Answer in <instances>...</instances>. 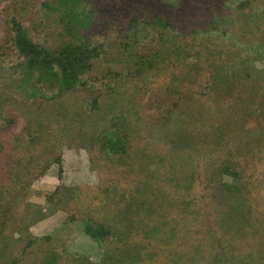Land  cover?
Listing matches in <instances>:
<instances>
[{
	"label": "rangeland",
	"instance_id": "rangeland-1",
	"mask_svg": "<svg viewBox=\"0 0 264 264\" xmlns=\"http://www.w3.org/2000/svg\"><path fill=\"white\" fill-rule=\"evenodd\" d=\"M87 1L88 5L85 6L84 11H88L96 18L92 21L94 23L92 27L84 33L82 31L70 37L66 35L64 38H59L58 36H63L64 31L59 26L56 15L44 8V4L56 6L55 0H0V104L7 109V117L11 120L10 126L0 132V144L3 145V156L0 155V161L7 160L0 172V191L2 187L16 184L18 179H24L18 184L21 188L14 189V208L12 209L11 206L9 208L8 198H3V202L0 203V217L5 222L3 225L7 226L5 232L0 235V258L11 264V257L19 256L28 243L37 242L30 251L26 250L30 259L39 256L41 252L39 247H44L55 260H58V257L63 258L62 264H104V262L135 264L139 262H133L135 259L138 260L139 254L144 255L145 258L136 264H174L172 260L176 258L187 260L186 264L256 263V260L252 259V254L261 256V253L259 254L261 241L256 242L255 236L251 235L252 217L247 216L248 212H243L242 216H246L241 217L238 210L235 211L227 206L226 203H230L229 201L220 199L221 193L216 189L205 190V187L202 189L200 185L188 187L189 191L194 190L193 192L203 195L205 201V204L203 202L200 204L202 219L190 225L194 226V229H200L198 230L200 233L201 229L205 230L208 226L213 231H210L205 241L195 238L192 240V255L189 253L187 258L185 257L187 251L182 252V250L185 245L191 246V242L186 243L191 240L187 236L194 235L181 236L182 232L177 229L174 231V236H160L163 226L166 225L163 229L171 227L170 222L166 223L165 218L162 217L165 215L161 209L155 212L147 207L140 214L138 213L139 217L135 216V222L130 217L126 220V214L122 212L124 206L114 203L118 198L115 197L113 200L116 190L111 189H119L117 193L127 189L131 186L132 177L124 175L116 178L118 176L116 174L113 177L109 173L112 171L111 165L100 158L94 149V144L101 133L108 128L106 124L110 123L114 114L119 115L117 121L114 120L119 131H124L125 118L131 123V127H135L134 129L154 125L156 131L152 140L155 142L157 138V143H161L156 158L161 157L164 160L161 164L157 163V166L156 163L150 162L149 167L152 171H156L153 175L161 176L162 180L168 168L179 163V158L177 159L176 155L168 150L171 146L168 139L171 137L175 143H183L182 147L190 144L189 149H185L189 150L190 155H192L191 151L213 144L215 136L225 142L224 146L232 145L239 140L257 145V132L253 131L264 127V61L255 63L254 71L246 74L248 78L244 77V81L230 82L219 90L214 84L211 111L194 97L195 92L201 91L199 88L187 86L181 80L173 81V69H170L168 76L162 75V78L159 75L153 94L144 96L143 99L141 95V99L138 98L132 84L127 85L125 82L116 87V95L113 91H103V87L102 90L95 89L92 96L98 97L99 100L95 106L93 102L88 101L87 93L80 90L69 93L51 104L41 105V101L27 102L21 95H15L16 82L14 78H9L8 72L19 61L11 46V18H17L33 41L46 48H58L67 39L76 41L75 37L81 38L84 47H100L107 57L102 55L96 61L95 70L87 76L88 79L94 75L103 77L104 70L122 66L124 62L117 64V61H122L121 57L124 54L123 37L131 36L136 31L135 28H129L132 19L140 21L138 26L135 25L139 28V37L134 42H132L133 38L130 39V43L138 48L140 54H151L156 52L157 48L172 45L164 41L169 36L168 32L163 31V35L159 34L160 29L155 25L156 20L163 19L171 25L174 23L171 18L180 19L179 16H184V13L190 16L188 10L190 5L200 9V14L214 16L221 12V15L227 14L230 17L235 14L234 9L243 0H208L209 2L203 0L202 3L201 0ZM245 1H250L251 9L256 13L264 14V0ZM79 44L81 45L80 42ZM126 44L129 45V42ZM168 50L175 51L177 48ZM168 57L172 62L173 56ZM201 76L203 80L206 79L204 73ZM258 94L261 97H258ZM253 102H257V107ZM254 108L259 109V114L256 116L252 114ZM73 112L76 115L73 116L72 121H60V116L65 117ZM79 116L84 119L81 117L79 120ZM53 118L56 120V125L48 126V122ZM179 128L181 129L177 132ZM38 141L49 145L50 150L48 149L46 155H40L36 150L32 151L33 143ZM28 142L30 147L26 149ZM259 144L262 146L258 145L257 150L264 158V139L260 140ZM156 147L155 145L151 148L156 149ZM134 152L135 146L130 153ZM243 152L244 155L245 148ZM18 156L25 157L22 161L23 167L14 163L17 162L15 157ZM185 156L187 160L188 156ZM195 158L197 159L195 164L193 162L195 169H202L203 167L199 166H204V160ZM204 159L208 160V158ZM214 159V156H209V161ZM28 160L33 164L30 165ZM38 160H40L39 164H37ZM43 161L44 163L41 164ZM184 165L185 162H181L177 166L181 168ZM35 166L38 171L35 170ZM59 166L63 168L62 175H59ZM181 170H178L175 176H178ZM11 172L15 174L13 179L10 177ZM261 192L262 195L260 194L259 197L262 198L264 186ZM165 196L166 194L162 195L157 203L164 204L167 200ZM258 204L264 206V202ZM40 208L45 216L40 215L37 218L38 210L41 214ZM87 222L106 227L111 235L113 234L112 237L110 236L106 242L92 240L82 232V227ZM233 224L236 229L245 230V233L241 230L235 232ZM125 228L129 233L124 230ZM156 228L160 229L159 233L154 232ZM124 232L129 237H126ZM214 233L217 239L212 237ZM159 239L165 240L166 243L159 242ZM125 245L133 246L138 253L122 259L121 252ZM154 245H159L160 254L156 252ZM146 246L153 250L145 249ZM172 249H175L174 253L170 251ZM169 251L172 254H169ZM148 252L151 253L148 255ZM3 260L0 264H5ZM179 260L182 262L181 259Z\"/></svg>",
	"mask_w": 264,
	"mask_h": 264
},
{
	"label": "trees",
	"instance_id": "trees-1",
	"mask_svg": "<svg viewBox=\"0 0 264 264\" xmlns=\"http://www.w3.org/2000/svg\"><path fill=\"white\" fill-rule=\"evenodd\" d=\"M206 1L209 2L210 0ZM55 4L56 6L44 4V8L48 9L51 14L56 15L57 22L63 29L64 34L58 36L59 38H64L66 35L70 37L82 31L84 33L94 24L92 21H95V16L88 11H84L85 6L88 5L87 0H55ZM239 4L234 9L235 14L230 17L227 14L221 15V12L214 16L200 14V9H196L195 5H190L188 9L190 16L184 13V16H179L180 19L171 18L172 22L174 21L171 25L163 19L156 20L155 25L160 29L159 34L163 35V31L168 32L169 36L164 41L172 45L170 47L164 45L165 48L162 46L157 48L156 52L144 55L138 52V48L132 46V42L137 41L139 37V28L136 26L140 22L139 19H132L129 28H135L136 31L131 36L123 37V40H125L124 54L121 57L122 61H117V64L124 62L122 66L118 65L119 67H110L104 70L103 77L94 75L88 79L87 76L95 70L96 61L102 55L107 57L105 51L102 53L100 47H84L80 41L81 38L75 37L78 44L80 42L81 45H78L74 40L67 39L58 48H46L33 41L17 18H11V46L17 58H19L17 64L8 71L9 78H14L16 82L15 95H21L27 102L33 101L36 103V101H41L40 104L45 105L46 103H55L67 94L80 90L87 93L86 95L89 96L88 101L93 102L92 104L95 106L99 102L98 97L92 96L95 89L102 90L103 87V91L107 92L109 90V92L113 91L115 93L116 87L125 82L127 85L132 84V88L137 91L138 98L141 99V95L143 99L144 96L153 94L157 85V77L159 75L162 78V75L168 76L170 69H173V81L179 82L181 80L187 86L199 88L201 91L195 92L194 97L211 111L212 91H214L212 86L214 84H216V89L219 90L223 85H228L230 82L244 81V77L248 78V73L254 71L253 65L264 61V14L252 10L250 1L243 0ZM132 38L134 40L130 43ZM127 42H129V45L126 44ZM170 48H177V50L169 51ZM169 55L173 56L172 62L169 60ZM175 73H178V75H175ZM202 73H204L205 80L202 79ZM258 97H261V95L258 94ZM253 105L257 107V102H253ZM7 114V109L3 107V104H0V132L2 129L5 131L7 126H10L11 120L7 117ZM252 114L254 116L258 115L259 109L254 108ZM74 115H76L75 112L65 117L60 116L59 119L60 121H72ZM81 117L79 116V120ZM118 117V114H114V118L106 124L108 128L101 133L98 140L96 139L94 149H96L100 158L104 159L105 163L111 165L112 171L109 173L113 177H115V174L118 175L116 178L124 177V175L132 177L131 186L127 189L118 193L117 190L119 189H111L116 190L113 194L114 198H111L113 200L115 197L118 198L114 200V203L118 206H124L122 212L126 214L125 219L129 220L128 217H130L135 222V216L139 217L141 211L147 207L155 212L161 209L165 215L162 217L165 218L166 223L170 222L171 227L163 229L166 225L163 226L159 235L164 237H167V235L169 237L174 236V231L179 229L182 232L181 236L194 235L193 237L187 236L191 240L186 243L191 242L192 246L194 238L205 241L210 231L213 230L210 226L207 229L204 228L205 230L201 229L202 236L198 232L200 229H194V226L190 225L194 221L202 219L203 214H200V211H202L200 204L202 202L205 204V201L203 195L193 192L194 190L189 191L188 187L200 185L202 189L205 187V190L216 189L221 193L220 199L229 201L230 203H226L227 206L235 211L238 210L241 217L246 216H242L243 212H248L247 216L252 217L251 228L253 233L251 235L255 236L256 242L261 241L259 244V254L261 253V256L252 254V259L256 260V263L253 264H264V206L258 204V202H264V197H259L260 194L262 195L261 190L264 186V158L257 150L258 145L262 146L259 142L264 139V127L253 131L257 132V145L239 140L237 143L233 142L232 145L224 146L225 142L215 136L213 144H208L209 147L204 145L199 150L191 151L192 155L189 154V150H185L189 149L190 144L182 147L183 143L177 144L172 137L169 138L168 140L171 143H169L171 146L168 147L169 152L174 153L176 158H179L178 162H185V165L181 168L177 166L179 163L171 166L162 180L161 176L155 177L153 174L156 171H152L149 167L150 162L156 163L157 166V163L161 164L164 160L161 157L156 158L160 150L158 146L161 143H157V138H155V142L152 140L156 131L154 125L134 129L135 127H131V123L124 117V131H119L117 122L114 123V120L117 121ZM82 119L84 118L82 117ZM53 120L54 118L50 119V122ZM50 122H48V126L56 125V120ZM94 123L97 124V122ZM27 145L25 147L29 149V142ZM33 145L32 151L36 150L40 152V155H46L50 150L49 145H46V143L43 144L38 141ZM155 145L157 146L156 149H152ZM2 146L0 144L1 156H3ZM133 146H135L134 158H132L133 154L130 153ZM244 148L245 154L243 155ZM185 155L188 156L187 160ZM210 155L214 156L213 161H209ZM195 157L204 160V166H199L203 167L202 169H195L194 164L197 160ZM146 158L148 161H143ZM204 158H208V160ZM15 160H17V162L14 161L16 165L24 166L22 162L25 160L24 156L15 157ZM39 161L37 164H39ZM27 162L30 165L33 164L29 160ZM5 163H7V160L0 161V172L3 170ZM43 163L44 161L41 164ZM186 165L189 167L186 168ZM180 169H182L180 174L175 176ZM35 170L38 171L36 166ZM62 173L63 168L59 166V175H62ZM10 177L13 179L15 174L11 172ZM22 181L24 179H18L17 183H13V185H4L6 187H2L0 191V203L3 202V198H8L9 208L11 206L13 209L15 204L14 189L15 187L21 188L18 184ZM110 185L112 186V184ZM185 190L187 192H184ZM164 194L167 196L165 203H157ZM220 204L225 207L224 204ZM159 205L161 208H159ZM40 215L41 217L45 216L42 214V210L41 214L39 210L37 211V218ZM2 219L0 217V235L5 232L7 227L3 225L5 222ZM233 229L237 233L241 230L236 229L234 224ZM124 230L129 233L126 228ZM155 231L159 233L160 229L156 228ZM241 231L245 233V230ZM82 232L92 240L103 242H106L113 235L106 227L89 222L82 227ZM126 232H124V235L129 237ZM212 237L217 239L215 233ZM158 241L166 243L165 240L159 239ZM35 243L37 242L28 243L19 256L11 257V264H62L64 262V259L59 257L58 260H55L52 254H49V250L44 247H39L41 249L39 256L30 259L26 250L30 251ZM191 246L187 245L186 247L185 245L183 247L182 252L187 251L186 258L189 257V253L192 255L193 246L192 248ZM43 248L44 250H42ZM158 248H160L159 245H154V249L160 254ZM145 249L153 250L148 246ZM170 251L174 253L175 249ZM170 251L169 254H172ZM133 253L137 254V249L125 245L121 252V258H130ZM149 253L151 252H148V255ZM143 256L139 254L138 260L135 259L133 262L143 261L145 258ZM179 259L176 258L172 261L174 264H186L187 260ZM2 260L0 258V263ZM3 261L8 264L5 259ZM139 262H135V264ZM104 264L125 263L104 262Z\"/></svg>",
	"mask_w": 264,
	"mask_h": 264
}]
</instances>
